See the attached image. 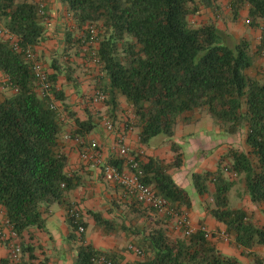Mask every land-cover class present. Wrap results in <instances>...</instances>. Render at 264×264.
Returning <instances> with one entry per match:
<instances>
[{"label": "trees", "instance_id": "1", "mask_svg": "<svg viewBox=\"0 0 264 264\" xmlns=\"http://www.w3.org/2000/svg\"><path fill=\"white\" fill-rule=\"evenodd\" d=\"M61 2L75 29L81 31L77 45H73L71 33H66L65 45L78 46L84 58H88L83 48L90 41L91 26H99L97 85L105 95L104 105L114 119L121 100L125 101L133 111L142 145L159 137L172 139L178 125L193 124L202 112L224 135H237L245 129L246 150L230 149L216 171L196 173L192 179L199 196L208 194V184H213L214 206L209 214L225 226L230 242L244 252L249 250L246 257L254 264H264V258L253 251L257 246L264 247V226L250 220L245 211L230 206L234 182L225 175L228 172L242 178L250 202L264 205V76L249 75L255 64L250 42L235 40L211 22L191 23L201 6L212 5L211 0ZM230 7L234 20L241 12H248L246 23L260 31L255 54L264 57V0H230ZM40 8L35 1L0 0V22L13 38L0 36V72L5 77L4 88L11 91L0 102V205L12 231L22 241L17 264H35L34 250L24 244V235L31 229L45 231L49 208L63 204L67 194L78 186L66 171L69 159L61 139L67 118L76 125L72 139L80 142L97 124L91 116L81 121L72 113L65 92L57 86L63 69L53 65L54 73L46 71L51 88L48 94H41L33 65L26 58V51L36 52L46 38V9L40 14ZM66 81L72 83L73 77L67 74ZM53 103L57 108L52 109ZM172 149L177 151L176 146ZM139 163L143 183L172 209L181 213L183 207L191 208L188 193L168 173L181 165L180 155L170 165L154 158ZM111 164L119 168L117 162ZM136 203L139 209L154 214V227L135 231L125 224L117 227L100 213H91L97 226L107 233L123 230L138 238L137 247H131L140 255L131 250L138 257L132 264H242L218 250L217 233L208 239L201 230L190 236L179 231L181 237L174 239L167 231L174 224L170 217H160L156 208ZM70 210L71 238L79 242L74 264H96L98 255L122 264L117 256L87 244L84 233L77 237L79 226L85 228L86 224L82 216L75 220ZM26 253L28 260L24 259Z\"/></svg>", "mask_w": 264, "mask_h": 264}, {"label": "crops", "instance_id": "2", "mask_svg": "<svg viewBox=\"0 0 264 264\" xmlns=\"http://www.w3.org/2000/svg\"><path fill=\"white\" fill-rule=\"evenodd\" d=\"M211 4L210 7L201 6L193 22L196 25L210 22L214 23L220 30L229 32L234 38L240 37L246 39L250 42L251 49L257 50L260 41V31L252 27L251 30L241 29L238 25V21L240 20H246L247 22L248 12H241L240 18L234 20L230 7V0H211ZM63 16L65 17L64 13ZM62 17L59 13H55V15L50 17V21H48L49 25H47V36H50V40L52 41H50L48 45L51 44L52 46L53 42L56 44L65 36L66 29L64 20L61 19ZM60 46L63 47V45ZM60 46L57 45L56 48L58 49ZM39 49H45V52L48 51L46 48H40L39 46L36 48V51ZM254 66L257 65L254 64ZM51 72L54 73L53 69H51ZM4 81L5 77L0 72V102L11 95V91L4 88ZM66 84H69L66 79L59 76L57 86L62 89L66 97H68V92H66L65 89ZM74 98L76 97L74 96ZM105 108L108 110L107 106H105ZM130 113L131 109L126 111L124 108H120V110L116 112L115 123H117L113 133H108L106 131L104 127L106 118H103V120L96 124V128L89 135V138L91 137L97 140L96 142L101 147L105 160L110 164L112 161L117 162L121 170L128 169V161L119 157L116 152L117 139L118 136L122 134L126 137L125 144L130 150V157L136 158L140 162L146 163L150 158H154L170 165L175 162V157L180 155L181 158H184L183 162H181L180 166L170 169L168 173L172 176L174 182L188 193L191 199V208L187 209L183 207L182 211L189 214L191 222L196 229L203 225L212 233L217 232L215 231L217 229L226 231L223 224L218 223L211 217L208 208L203 207L202 196L196 193L192 179L193 175L196 173L201 174L217 170V154L226 146L221 147L219 151L213 150V154H209L207 157H203L204 153H202V150L210 149L211 145L217 142V134L221 135L219 127L217 128V125H215L210 116H207V119L198 118L193 124L178 125L172 139L159 137L152 140L149 145H142L139 141L140 130L137 127H132L131 123L135 122V117ZM68 123H70V121L66 120V124ZM126 124L131 125V131L125 129ZM73 126L75 130V124H73ZM72 144L64 148L69 159V165L66 171L69 175L74 177L78 186L67 194L63 204H53L49 208V213L46 216V230L31 229L24 235L23 242L33 247L43 246L45 248L43 251L46 254L44 255L46 264H74L77 258V247L79 246V242L78 239L71 238L72 229L68 223L67 214L68 208L76 206L77 210L80 208L84 211L81 215L86 224L84 234L87 244H90L94 249L102 253L117 256L122 264L134 263L138 259L136 254L128 250L129 248L127 251H123L124 244L115 238L117 233H107L104 228L97 226L91 213H100L104 219L113 221L114 223L122 219L124 214H129L132 217L141 218V221L149 226L153 225L152 223L155 221L154 214L146 212L143 208L145 212H142V209H139L141 206L136 203V200L129 196L122 187L110 182L109 185H111L113 189L110 188L105 190L104 186L99 185L101 184L99 180L101 174L93 171L91 167L88 168V165L81 160L79 154L77 155L75 150L72 149L74 146ZM173 146L177 147L176 152L173 151ZM189 156H192L190 159L194 158L195 160L189 162ZM210 191H212V189H210ZM247 198L249 199L248 195ZM111 202L115 203V206L117 205L112 211H110L113 205ZM249 203L251 204V210H256V214L259 213V215L262 216L261 222H257L256 219L254 222L259 226H264L263 207L253 205L250 199ZM143 207L145 206L143 205ZM140 212L146 214L148 217H140ZM110 214L114 219H111ZM160 217H163L161 213ZM175 231L176 234L179 233L177 229H175ZM76 235L80 237V234ZM19 242L21 243L22 241L19 239ZM225 243L226 244H217V248L221 253L239 259L242 264H254L250 258L246 257L249 250L244 252L242 249H238L232 241ZM6 245H8V243L3 244L0 248V264H8L9 254ZM253 251L257 256L264 258L263 246H257ZM36 262H40L39 259Z\"/></svg>", "mask_w": 264, "mask_h": 264}, {"label": "rangeland", "instance_id": "3", "mask_svg": "<svg viewBox=\"0 0 264 264\" xmlns=\"http://www.w3.org/2000/svg\"><path fill=\"white\" fill-rule=\"evenodd\" d=\"M44 3H45V9H46L45 10L46 14L44 12V14L46 16L44 18H47L46 19V23H47L46 25H49L48 21H50V17H52V15H55V13H59L61 17L63 16V13H64L65 17L63 16L61 19L64 20V25H65V29H66L65 36H66V33H71L70 39L73 40V43H74L73 45H77L78 44L77 41L81 36V31L79 29H75V25L72 22L71 17H69L68 12L66 10V7L62 4L61 0H44ZM194 19H195V16H193L191 18L192 24H194V22H193ZM1 24L3 25V23H1ZM238 25L241 27V29H248V30L252 29L251 26L246 23V20L238 21ZM91 27L95 31L99 30L98 29L99 26L97 24L93 25ZM225 32L228 33L229 35H231L229 32H227V31H225ZM47 33H48V28H47ZM47 33H46L45 41L42 42V44L39 47L40 48H46L48 51L45 52V49L44 50L39 49L38 51H36L37 60H38V62H40L43 65V67L49 73L51 72L52 66L55 65V66L63 69V73L60 75L61 77L66 79L67 74H70L73 77V82L72 83L70 82L69 84H66V86H65L66 92H68V95H69L67 97L66 103L71 108L72 113H74L76 118H78L81 121H84L89 116H91L92 118H94L96 120L95 123H97V124L101 120H103V118H106L105 120H107V119L111 120L112 122L115 123V121H116L115 118L113 119L110 116L109 111L105 108V105H103L104 103L94 104V102H93V99L96 95V92L100 91V88L97 85L98 77L100 75V67L99 66L96 67L94 64H92V62L88 58H84L83 55L80 53L79 49H77L78 46H73L72 48H69L68 46H66L65 45V36L62 37L63 39H60L58 41L60 43L57 42L55 44V42H53L52 46H51V44L48 45V43L52 40H50V36H47ZM241 39L242 38H240V37L235 38V40H241ZM54 45H56V46L57 45L58 46L63 45V47L60 46L57 49L56 46H54ZM250 50H251V53L253 54L254 61H255V64L257 66H254V68L250 70L249 75L255 76L258 73L259 75L264 76V59H263L264 57L257 56L255 54V52H256L255 49H250ZM80 91H81V93H80ZM74 96L76 98H74ZM120 105H121L120 108L121 109L124 108V110H126V111H129L131 109L127 106V104L123 100H121ZM130 114L134 115L132 110H131ZM198 116H199V119H203V118L207 119L208 115L206 113L202 112ZM67 120H69L70 123L66 124V122H65L64 133H63L62 139H61L62 144L64 145V148H66L67 146H70L72 143H74V144H72V145H74L72 147V149H74L76 154L77 155L79 154V156H80L81 153L85 149H87L86 147L90 146L92 142H95L97 150H99L103 156V161L107 163V161L104 158L101 147L96 142L97 140H95L94 138H91V137L89 138V136L87 137V139L84 142H77L76 139H74V140L72 139L71 133L74 130V126H73L74 120L70 119V118L69 119L67 118ZM116 123H115V125H116ZM131 125L134 128L137 127L136 122L131 123ZM220 134L221 135L217 134V142H216L217 144L215 143V144L211 145L210 149L202 150L203 152L201 151L202 153H204L203 157H207L209 154H213V152H214L213 150L219 151V149L221 147L226 146L221 151H219L217 154V167H218L219 163L221 162V159L227 155V153L230 149H235L238 151L246 150L245 129L242 130L239 134L233 135V136H227V135L223 136L224 134L222 132ZM202 153H201V155H202ZM190 157H192V156L188 157V161L193 162V160H195V159L194 158L190 159ZM183 159L184 158H181V162H183ZM223 166L224 167L226 166V162L223 164ZM88 168H89V166H88ZM92 170L95 171L96 173L101 174V176L99 177L101 184H99V185L104 186L105 190L112 188L111 185H109L110 182L104 178L102 170L94 169V168ZM225 175H226V178H228L230 181L234 182V187H233V189L229 195L230 206L233 208L241 209V210L245 211L250 220L256 219L257 222H261L262 216L259 215V213L256 214V210H254V211L251 210V204L249 203V199L247 198L246 189L244 186L243 179L240 177L237 178L235 176H231L228 172H225ZM209 186H210V189H212V191H210L208 194L202 196L203 207H207L208 210L210 207L214 206L213 197H212V193L214 191V186L210 182H209ZM111 203H113V202H111ZM116 206H115V203H113L112 209L110 211H112L113 208H115ZM260 207H263V209H264V205H261ZM72 208L76 209V206L71 207V209ZM78 211L81 214L84 212L80 208H78ZM123 216L124 217L122 219L115 221L117 227L125 224L131 230L133 229L135 231H140V229H142L144 226L147 228L154 227V223H152L153 225H151V226L146 225L144 222L141 221V218L132 217L129 214H126V215L124 214ZM110 217H111V219H114V217H112L111 214H110ZM175 229L176 228H175L174 224H172V223H171L169 230L167 229V231H169V232L171 231V236L174 239H176L177 237H181L180 234L175 233L176 232ZM215 231H217L215 233L220 232V230H218V229ZM115 238L119 242L124 244L123 245L124 246L123 251H127V249L131 246L137 247L136 241L138 238H136L133 233H128V232H124L123 230H120L115 235ZM216 243L217 244H226L221 238H217ZM24 244H26V243H24ZM28 245H30V244H28ZM6 246H7V248H9V245H6ZM31 247L34 250L33 256L35 259H33V260L35 261V264H46L45 258H44V255H46V254L43 251L45 248L43 246H35V247L31 246ZM28 257H29V254L26 253L24 255V259L28 260ZM38 259L40 262H36Z\"/></svg>", "mask_w": 264, "mask_h": 264}, {"label": "built area", "instance_id": "4", "mask_svg": "<svg viewBox=\"0 0 264 264\" xmlns=\"http://www.w3.org/2000/svg\"><path fill=\"white\" fill-rule=\"evenodd\" d=\"M35 1L40 3V14H44L45 3L44 0H29ZM91 38L90 41L85 43V47L83 48V54L89 58V60L94 64L96 67H100L99 58L97 55L98 51V44H97V32L91 28ZM0 36L4 37L5 39H13L10 33L3 27L0 22ZM26 58L32 63L33 70L36 74L38 80V86L41 91V94L44 95L49 93L51 88V83L48 80V73L43 65L38 62L36 52L32 50L26 51ZM94 104L97 103H104L105 102V95L101 91H97L96 95L93 99ZM57 108V103L52 104V109ZM104 127L108 133H113L116 129L115 123L111 120H105ZM125 129L127 131H131L132 127L130 124L125 125ZM125 135H119L116 144V152L119 157L128 161V169L121 170L120 168L103 161V156L99 150L96 148V143L92 142L90 146L86 147L81 155V160L91 168L100 169L104 175V178L114 183L120 187H122L125 192L137 200L139 203L147 207H154L156 208L159 213L164 216L170 217L175 225V228L178 231L183 232L185 235L190 236L194 234L197 230H201L205 237L210 239L214 233H212L206 226H200L198 229L194 228L190 216L186 212L178 213L174 209H172L162 198L157 196L155 191L146 186L142 179H143V171L140 167V161L136 158L130 157V150L125 144ZM77 142H80L79 139H76ZM72 213V217L75 220L79 221L81 218V213L72 208L70 210ZM79 234L84 233L85 229L83 226H79L78 228ZM217 235L224 241L229 242L230 237L226 233V231H220ZM9 245L8 254L11 264H17L21 258V246L19 242V238L17 235L12 231L9 221L6 217V213L4 208L0 205V248L3 244ZM129 250L134 251L137 255H140V251L129 247ZM94 262L96 264H114L112 260L107 258L105 255H98L94 258Z\"/></svg>", "mask_w": 264, "mask_h": 264}]
</instances>
